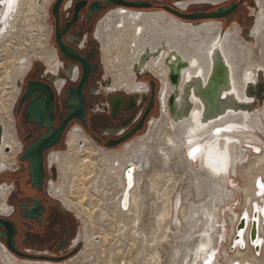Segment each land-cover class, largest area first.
I'll return each mask as SVG.
<instances>
[{
    "label": "bare ground",
    "instance_id": "1",
    "mask_svg": "<svg viewBox=\"0 0 264 264\" xmlns=\"http://www.w3.org/2000/svg\"><path fill=\"white\" fill-rule=\"evenodd\" d=\"M8 1L10 3V0ZM17 1L11 13V10L8 11V7L6 8L8 12L3 19H1L2 13L0 12L2 22L0 48H4L5 43L11 40L12 32L18 24L26 21L23 16L26 12L31 22L26 27L33 35L37 33L34 19L40 15L41 0ZM191 1L185 0L177 3L176 6L184 11ZM223 1L207 0L213 5ZM259 4L255 26L248 34L253 45L244 42V39L239 37L237 27L222 34V26L219 22L193 26L183 21L173 22L163 13L120 12L115 19L108 20L103 26L102 33L106 41L102 45V51L106 69L114 66L120 70L123 63L126 72L120 70L121 74L113 73L112 90L129 89L132 92H141L143 85L135 82L133 69L145 54L153 53L158 48L161 49V54L159 53L157 58H150L139 69L142 74L146 72L153 75L160 84L158 102L162 116L160 121L153 123L147 140L140 141L137 145L134 143L132 153L129 152L127 146L122 153H108L99 150H95L96 153H86V148L77 149L75 134H71L69 138V148L79 153L82 159L80 169L77 170V179L80 177L77 186L83 187L85 184L82 179L83 170H87L95 159H100L99 162L102 163L99 164H104L101 165L104 167L103 173L108 174L106 175L108 184L110 187L118 188L114 196L107 195L110 204L105 205L104 209L113 205L116 209L118 240H128L132 237L129 241L134 245L137 244L138 252L135 263L128 262L127 264H203L209 255L214 257L212 249H214L218 234L216 230L218 228L215 229L214 223L215 207L235 197V191L226 187L228 183L226 179H228L229 170H232V175L236 174V165L243 159L246 152L242 146L232 145L231 142L261 145L255 135L228 132L237 127H250L264 135V106L262 111L255 114L249 121H246L244 111L236 115V112L240 111V105L250 106L251 101L246 97L245 91L249 88V84L254 82V73L264 70V0H260ZM131 44L133 45L132 53L127 51L128 48L130 50ZM125 45L129 46L123 52ZM112 48L120 49L121 54L120 56L114 51L117 55L113 61L110 60ZM216 50L219 51L226 65L230 86L229 88L221 87L218 91V105L222 113L218 114L215 119L206 121L199 90L205 88ZM54 55L53 53L44 59L41 58V62L52 71L56 69L57 64ZM178 63L185 64V68L180 70L179 82L173 87L168 80L169 70L172 67L175 71ZM24 64L18 63L15 68L17 73L20 72L21 77L29 67L28 62ZM255 68L258 69L252 72ZM171 95L175 96L174 114L170 113L168 106V99ZM0 123L6 135L8 125L2 114ZM215 130L220 133L215 135ZM7 141L8 139L2 141L0 168L7 164L3 149L12 147ZM193 150H197L196 154L189 157ZM193 160L199 163V170L194 168ZM263 163L264 154L262 157H255L252 160L251 173L253 175L249 184L243 188H236V193L243 194L244 199L258 198V201L251 202L249 209L240 214L230 212L228 216L230 218H227L230 222L227 237L233 236L231 245L236 234L237 223L244 214L247 219L246 231L241 241L245 243V249L250 248L248 229L253 211H257L258 214V240L261 239L262 243L264 241L261 237V235L264 236L262 224L264 214H261L264 209V204H262L264 203V178L260 175L264 170ZM65 166L64 162L58 163L61 179L65 176ZM131 166L132 168H129ZM240 173L246 177L250 175L245 170H240ZM125 187L127 190L123 196ZM107 189L109 190V187ZM57 190L59 198L71 209L62 191V184L57 187ZM78 191H80L79 188L76 190L77 194ZM110 192L112 193V189ZM4 198V189L1 188L0 212L5 210ZM121 199L123 200L120 203ZM77 217L84 224L81 214L77 213ZM99 217L101 225L105 228L108 225L107 215L102 213ZM137 236L140 238H136ZM106 237L107 235L103 233L101 241L100 238L92 240L94 248L97 249L101 243L104 244ZM88 242L89 237L86 236L85 243ZM160 247H162V252L159 251ZM162 255H166L165 260ZM218 257H221L225 264H232L235 261L229 257L226 250H223L222 255ZM237 261L233 264L256 263L254 259ZM0 264L30 263L15 262L13 257L0 247ZM86 264L99 263L91 259ZM107 264H114V262L109 260Z\"/></svg>",
    "mask_w": 264,
    "mask_h": 264
},
{
    "label": "flooded vegetation",
    "instance_id": "2",
    "mask_svg": "<svg viewBox=\"0 0 264 264\" xmlns=\"http://www.w3.org/2000/svg\"><path fill=\"white\" fill-rule=\"evenodd\" d=\"M5 1L0 0L1 19ZM119 1L129 4L146 2L150 8L125 7L113 0H61L55 15L53 7L58 0H52L46 23L49 47L57 63L56 71L48 69L43 62L30 61L26 73L16 82L17 95L9 115L8 137L0 123V158L2 141L12 139L17 149L14 155L11 148L3 149L7 164L0 168V189L5 193V210L0 212V223L4 225V228L0 227V247L16 260L30 264H63L80 253L76 235L78 217L59 198L57 190L61 178L58 161L70 151L71 134L77 136V149L84 150L86 145H91L102 152L118 153L140 139L139 135L157 111L159 83L150 73L139 72L144 64L133 69L135 82L143 85L141 92L111 89V78L104 72L102 51L106 41L102 28L107 21H112L121 12L163 13L176 22L181 20L165 8L188 15L192 12L209 14L234 5L235 12L227 20L218 21L222 26L236 21L241 14L249 19L246 13L253 6L251 0H224L215 5L207 0H195L210 9L182 11L176 6L180 0ZM17 3L14 0L10 13ZM19 25L16 29L21 32ZM16 29L12 32V40ZM57 36L67 54L62 51ZM160 54L147 57L145 62ZM82 63L86 64L89 73L83 86L79 87L84 72ZM151 81L154 82L153 88ZM152 95L153 104L149 108ZM80 98L84 105L83 120L73 118L60 130L69 116L71 102L79 111ZM113 100L120 103L115 112ZM137 126L138 130L125 138ZM8 233L21 256L8 248L5 241Z\"/></svg>",
    "mask_w": 264,
    "mask_h": 264
},
{
    "label": "rangeland",
    "instance_id": "3",
    "mask_svg": "<svg viewBox=\"0 0 264 264\" xmlns=\"http://www.w3.org/2000/svg\"><path fill=\"white\" fill-rule=\"evenodd\" d=\"M51 1L52 0H41L40 2L41 4L40 15L39 17L35 15L36 18L34 19L35 20L34 27L37 33L33 35L32 32H30L29 29L26 27L28 24L31 23L29 22V18H27L28 14L26 12L23 14V16L26 18V21L20 23L21 32L20 30L17 31L16 29V31L14 32L15 39L14 40L11 39L10 41L5 43L4 48H0V112H1L0 115L2 114V116H5V123L8 125L6 127V135H5L6 137H8L10 134L9 115L17 93L16 82L22 78L20 72L17 73L15 69L17 64L18 63L27 64V62L29 63L30 61L41 62V58L44 59L46 56L53 54V52L49 47V27L46 23L47 11ZM160 1L164 2L166 0H160ZM180 1L182 2L185 0H180ZM251 1L253 6L249 7V10L246 13V15H248L250 18L246 19L245 17H242L243 14H241L236 21H231L225 25L222 24V31L226 33L232 28L237 27L239 37L244 39V42L246 43L249 42V44L253 45L254 43L252 42L248 34L255 26L256 15L259 12L260 0H251ZM207 7L208 6L205 4L199 5L197 1L192 0L190 5L187 6V9L188 10L210 9ZM195 13L196 12H192L188 15H192ZM197 13L205 14L201 12H197ZM128 46L129 45H127V47ZM127 47L126 45L123 46V52L126 50ZM131 48H133L132 44L130 45V50L128 48L127 51L132 53ZM119 50L120 49L117 50H114V48L111 49L110 60L113 61V58L119 53ZM114 51L117 54H114ZM119 55L121 56L120 53ZM126 58H127V54H126ZM121 65L122 68H120V70H123L124 73H126L123 67V63ZM256 69L258 68L252 69V72H255ZM120 70L116 69L114 66L112 68L106 69V62H104L105 75L111 78V81H113L112 80L113 73L121 74ZM256 73L257 72H255L254 74ZM260 77L264 84V70L262 71ZM254 81H257V76H255ZM159 92H160V84L158 87V95ZM263 106H264V91L261 92L260 100L255 101L252 104L250 113L244 111V113L246 114V121L251 120L255 114L261 112ZM240 112L241 111L236 112V115H239ZM161 116H162L161 109L158 104L156 113L154 114L152 119H150V121L148 122V125L145 128V130L139 135L140 139L137 142H135L136 143L135 145L139 144L140 141L144 142L145 140L148 139L150 132L152 130L153 123L160 121ZM240 128L243 129L241 130ZM240 128L237 127L234 129H230L228 133L239 134L243 132L246 134L249 133L250 135H255L258 137L259 142H261V145L256 143L257 145L253 146L250 143L240 142L238 144L236 143L237 141L231 142L232 145L242 146V148L246 152L244 154L243 159H241V161L236 165L237 168L236 166L234 167V169L236 168V174L232 175L231 173L232 170H229L228 179H226V181L228 182L226 183V187L229 190H232L233 192L235 191L234 192L235 197L232 200L227 201L225 204L215 207L214 223H215V229L218 228L216 229L218 234H217V241L213 246L214 247L213 250L216 251L215 258L218 264H225L224 261L221 259L222 256L218 257L222 255L223 250H226L229 257L235 260L233 263L238 262L237 260H242V259L243 260L254 259L256 260L255 261L256 263L254 264H264V241L262 243V248L258 256L254 254L253 249H251V246L250 248H246L244 250L237 249L234 250L233 252L229 251V248L231 247V241L233 238V236L227 237L229 232V225H230L229 219L227 218H230L228 217L230 215V212H235L237 214H240L242 211L249 209L251 202L254 203V201L255 202L258 201V198H256L255 200H252L251 198L244 199L243 194L236 193L237 192L236 188L237 187L243 188L249 184L248 182L253 175V173H251L252 160L258 156L262 157L264 154V135L260 134L258 131L252 130L250 127H240ZM7 143H11L12 147L10 148L12 149V153L14 155L17 149L14 147L12 139L9 138ZM127 147H129V152L132 153V149H133L132 145ZM251 147L257 148V152L251 150L250 149ZM85 148H86L85 149L86 153H93L95 150H97L96 148H93V146L91 145H86ZM124 148L118 153L124 152L123 151ZM69 150L70 151L68 152V154L65 155L62 160L58 161L59 164H61L62 162H64V165L66 164L64 170L65 176L63 179L60 178L58 186L62 184L63 186L62 191L66 199H68V202L71 205V209L74 211L73 213H75L74 215H77V213L81 214V218L84 224H82V222L77 218L78 225H77L76 235L81 248L80 253L76 257L72 258L71 260L63 264H74V263L86 264V262H88L91 259L97 261V263L99 264H107L109 260H112L114 264H119L122 262H125L126 264L128 262L135 263V257L137 256V252H138L137 244L134 245L133 242L129 241L130 239H132V237L128 240L127 239H120V241L118 240L116 233L118 229L116 223L118 220L116 218L117 215L115 213L116 209L113 208L114 205L109 206L107 209H104L105 205L110 204V200L107 198V195L108 196L110 195L109 197H112L114 196V194L117 193L116 190H118V188H115L114 186L110 187V184H108L107 176H106L108 174H104L103 173L104 167H101V165L104 164H99L102 163L99 162L100 159L98 160L95 159L94 162L87 168V170H83L84 177L82 179L84 180L85 183L84 186L83 187L77 186L78 185L77 181L80 179V177H78L77 179V175H78L77 170L80 169V165L82 164V159L79 153L77 154L75 151H72L70 148ZM8 158H9L8 161L10 163L11 159L10 157ZM192 164L196 170L200 169V165L196 160L193 161ZM262 168L264 169V163L262 165ZM240 170L241 171L245 170L250 175L246 177L240 173ZM260 175L261 177L264 178V170L261 171ZM72 177L73 179H71ZM107 187H109V190L107 189ZM78 188L80 189V191H78L77 194L76 190ZM110 189H112V193L110 192ZM102 213H105L108 217L107 218L108 225L105 228H103V226L101 225V221H100L101 218L99 217ZM262 224L264 226V219ZM103 233L107 235L106 242L104 244L101 243V245L98 246L99 248L97 247V249H95L92 240L96 238H100L101 241V239L103 238ZM86 236L89 237V242L87 244L85 243ZM261 237L264 239L263 235H261ZM136 238L139 239L140 236H137ZM132 245L134 246L131 247ZM166 247L167 246H165V249H167ZM159 251L162 252V247L159 248ZM162 256L163 259L165 260L166 255H162ZM14 260L15 262L18 263H24L23 261H19L16 259Z\"/></svg>",
    "mask_w": 264,
    "mask_h": 264
},
{
    "label": "water",
    "instance_id": "4",
    "mask_svg": "<svg viewBox=\"0 0 264 264\" xmlns=\"http://www.w3.org/2000/svg\"><path fill=\"white\" fill-rule=\"evenodd\" d=\"M61 0H58L57 4L53 7V14L56 15V9H57V5L58 3L60 2ZM114 3H118L122 6H125V7H131V8H141V9H147V8H150V5L147 4L146 2H143V3H132V4H129V3H125V2H122V1H117V0H113ZM14 5V0H10V3L8 0L5 1V7H4V13H3V17L6 16V13L8 11L11 10V8L13 7ZM8 7V11L6 10V8ZM166 11L168 12H171L173 13L176 17H178L181 21L183 22H186L187 24H190V25H193V26H198L204 22H218L219 20L221 19H228L229 15L234 13L235 10H236V7L234 5H230L229 7L227 8H219L217 9V11L215 12H212V13H209V14H200V13H195V14H192V15H185L183 13H179V12H173L171 10H169L168 8H165ZM2 17V19H3ZM196 22V23H195ZM1 27H2V22L0 21V30H1ZM222 34H224L223 31H221ZM57 42L60 44L61 46V49L62 51L66 53V51L64 50V48L62 47L61 43H60V40L57 36ZM160 52V49H157L154 53H149V54H145L140 62L138 63V66L141 67L142 64H144L145 62V59L155 53H158L159 54ZM83 64V69H84V72H83V77H82V80L80 82V85L79 87L83 86V83L84 81L87 80V77H88V73H89V69L88 67L86 66V64L82 63ZM182 68H185V64L183 63H178V65L176 66L175 68V71H173V68L170 67V73H169V76H168V80H169V83L175 87L178 82H179V72ZM257 74V75H256ZM255 74V76H257V81H254L253 83H250L249 84V88L246 89L245 91V94H246V97L248 99H250V103L246 106L244 105H240L239 106V110L240 111H246V112H249L250 113V110H251V106L252 104L255 102V101H259L260 100V97H261V92L264 91V84L261 80V74H262V71L261 72H257ZM254 76V77H255ZM154 78V77H153ZM255 80V78H254ZM154 86V82L151 81V87L153 88ZM229 78H228V72H227V69H226V65L224 64V61L222 59V57L220 56L219 54V51L216 50V52H214V59L212 60V67H211V71L208 75V78L206 80V84H205V88L204 89H200L198 88V90L200 91V95L202 97V100H203V104H204V119L207 121V120H213L216 118V116L218 114H221L222 113V109L219 107L218 105V91H219V88L221 87H224V88H229ZM174 101H175V96L174 95H171L168 99V106H169V111L171 114H174L175 112V105H174ZM112 104H113V111L115 112V110L119 107V101H116V100H113L112 101ZM153 104V95L151 97V100H150V104H149V108L152 106ZM77 105L74 104L73 102L70 103V111H69V116L67 117V119L64 121V123L62 124L60 130L63 128V126L71 119L73 118H77L79 117L80 119L83 120V115H84V105H83V101L81 100L80 98V105L78 106L79 107V111H76V107ZM148 108V109H149ZM236 111V110H234ZM79 112V114H78ZM139 126H137L130 134H128L125 138H128L130 136H132L134 134V132H136L138 130ZM220 131L218 130H215V135H218ZM251 150L253 151H256L257 152V148L255 147H251L250 148ZM197 150H193L191 151L189 157H193L195 154H196ZM194 161V160H193ZM214 162H216L214 160ZM129 168H132L129 167ZM129 168L127 170H129ZM126 170V171H127ZM126 173V172H124ZM126 187L124 189V192H123V196L126 192ZM123 199H121L120 203L122 202ZM262 215L264 214V209L261 213ZM26 217H31L29 214H25ZM246 216L244 214L241 215L238 223H237V226H236V234H235V237L233 239V244L231 245V247L229 248V251L230 252H233L236 248H238L239 250H244L245 249V243L241 241V238L244 234V232L246 231ZM257 225H258V214H257V211H253L252 212V218H251V221H250V228L248 229V241H249V245L253 248V252L255 255H259L260 251H261V246H262V240L259 239L258 240V235H257ZM0 227L4 228V225H2L0 223ZM5 241H6V244L8 246V248L15 254L21 256V254L19 252H17V250L15 249V247L13 246V243H12V237L11 235L8 233L5 235ZM235 243H239L237 246H235L234 244ZM212 253L214 255L213 256H208L207 260L203 263V264H218L217 261H216V258H215V254H216V251L212 249Z\"/></svg>",
    "mask_w": 264,
    "mask_h": 264
}]
</instances>
